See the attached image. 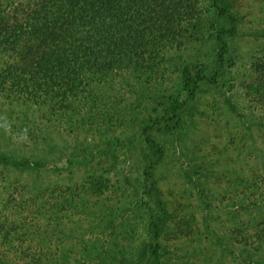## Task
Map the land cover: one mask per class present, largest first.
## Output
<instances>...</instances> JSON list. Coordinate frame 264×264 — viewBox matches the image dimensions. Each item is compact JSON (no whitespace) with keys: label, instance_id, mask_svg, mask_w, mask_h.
<instances>
[{"label":"rangeland","instance_id":"374dc122","mask_svg":"<svg viewBox=\"0 0 264 264\" xmlns=\"http://www.w3.org/2000/svg\"><path fill=\"white\" fill-rule=\"evenodd\" d=\"M218 2L226 9L222 16L211 0H195L191 22L200 23L198 29L185 23L177 40L159 46L156 65L132 66L128 79L120 74L101 85L93 93L101 94L96 107H52L43 95L39 112L22 99L12 101L14 92L0 97V156L40 162L22 173L0 163V220L22 214L11 210L21 181L33 210L31 187L38 183L43 194L35 207L55 229L42 245L32 234L11 233L31 263L42 256L46 264H237L236 247L243 243L237 228L249 230L264 218V98L258 96L264 87L256 92L253 83L255 65L264 61V0ZM231 22L235 31L225 34L218 81L187 97L183 66L195 61L207 72L216 69L214 30ZM173 107L179 125L167 128ZM147 124L162 148L158 156L142 131ZM36 126L37 143L28 139ZM153 160L151 184L143 168ZM253 189L263 197L247 207L255 220L236 205L252 200ZM157 201L166 221L156 240L148 207Z\"/></svg>","mask_w":264,"mask_h":264},{"label":"trees","instance_id":"16d2710c","mask_svg":"<svg viewBox=\"0 0 264 264\" xmlns=\"http://www.w3.org/2000/svg\"><path fill=\"white\" fill-rule=\"evenodd\" d=\"M211 2L216 16L225 14L226 9L218 0ZM196 12L195 0H0V97L14 92L15 100L12 101L22 99L23 104L37 106L39 112V99L43 95L53 100L54 103L49 104L52 107H56L58 102L67 107H78L80 102L89 108L96 107L101 94L93 93L99 91L101 85L120 74L128 79L126 69L132 66L156 65L159 46L172 39L177 40L176 36L186 28L185 23L186 26L190 24L194 31L198 29L200 23L191 22ZM186 13L190 14L188 18ZM234 31L233 22L227 28L214 30L219 45L216 69L207 72L195 61L183 66L182 84L187 97L195 96L202 84L214 85L218 81L228 51L225 34ZM255 71L256 81L253 83L258 92L264 87V61L256 63ZM20 93L24 97H20ZM258 96L264 98V92L259 91ZM113 105L110 102L106 110ZM175 111V107L168 111L171 122L166 124L167 128L179 125ZM37 127L35 133L32 129L28 135V139L37 138L35 143L40 139ZM150 127L147 124L142 131L158 156L162 154V148L148 131ZM28 146H31L30 141ZM2 162L10 163L19 173L27 166L37 168L40 164L36 159L15 161L7 155L0 156ZM153 164L154 160L143 168L144 178L151 184ZM154 185L148 187L159 192ZM32 186L35 194L30 198L33 210L20 192L27 190L28 184L21 181L16 189L19 198L10 200L12 212L20 210L22 214L9 223L6 219L0 220V264H46L42 256L35 257L31 263L28 260L30 253L25 252L28 250H20V245L10 238L11 233L21 230V235L23 232L32 234L38 239L37 244L42 245L43 238L55 233L53 221L43 219L41 213L38 215L39 208L35 207L34 200L39 201L43 189L38 183ZM254 191H251L253 196L251 200L250 194L248 203L236 204L237 212H248L251 220H255L256 212L253 210L252 214L247 207H257L263 201V197L255 195ZM160 205L157 201V205L149 204L148 207V228L151 238L156 240L166 221ZM35 209L37 211L31 214ZM245 228L244 231L237 228L238 233L233 230L239 237L237 243L243 242L242 246L237 244L236 247L237 264H264V218L252 223L251 229ZM157 248L153 247V253H157Z\"/></svg>","mask_w":264,"mask_h":264}]
</instances>
